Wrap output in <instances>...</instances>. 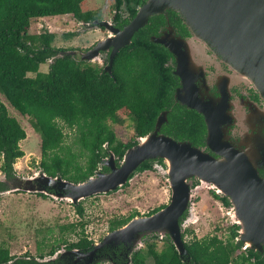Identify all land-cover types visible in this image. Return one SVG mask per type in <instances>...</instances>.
<instances>
[{
	"label": "trees",
	"instance_id": "obj_1",
	"mask_svg": "<svg viewBox=\"0 0 264 264\" xmlns=\"http://www.w3.org/2000/svg\"><path fill=\"white\" fill-rule=\"evenodd\" d=\"M114 1L116 13L125 10L131 16L135 14L130 7L131 0ZM82 6L83 0H0V94L20 115L28 117L31 127L39 134L40 170L49 177L72 183L94 176L99 164L110 154L120 161L137 144L138 138L153 132L162 112L167 113V121L160 129L163 135L193 144L204 132L199 115L173 102L177 79L168 65L170 55L151 42L147 33L152 25H157L159 17L150 18L151 25L136 32L131 43L120 49L113 60L111 75L102 67L64 54L73 50L53 47L51 33L29 34L31 22L36 19L70 15L77 22L96 20ZM119 19L116 14L114 20ZM74 36L69 33L65 38ZM59 53L63 56L55 58ZM44 64H48V69L41 72L39 68ZM120 115L128 119L133 130L126 144L117 140L112 128L124 123ZM64 130L71 133L69 144ZM25 139V130L0 102V172L8 181L16 178L14 165L24 156L19 143ZM160 160L157 159L159 166ZM152 169V162L145 161L130 178ZM107 171L103 168V172ZM7 189V184L0 180V193ZM38 196L47 198L43 194ZM73 207L83 218L82 202ZM137 216L134 213L109 221V231L121 228ZM84 227V222L61 226V232L68 231L79 237L77 243L63 239L62 245L67 248L90 245L91 241L84 236ZM218 242L215 240L212 248L186 246L188 264H264L253 253L246 258L232 244L224 246ZM59 247L52 246L46 255L53 256ZM46 255L37 257L43 259ZM147 258H151L152 264H184L170 243L160 250L155 245H146L132 256V261L146 264ZM0 264L44 263L37 262L28 253L12 256L8 248L0 247Z\"/></svg>",
	"mask_w": 264,
	"mask_h": 264
},
{
	"label": "flooded vegetation",
	"instance_id": "obj_2",
	"mask_svg": "<svg viewBox=\"0 0 264 264\" xmlns=\"http://www.w3.org/2000/svg\"><path fill=\"white\" fill-rule=\"evenodd\" d=\"M146 1L131 0L130 7L135 10L133 16L125 12V10H120L117 13L113 10L109 20L106 21H110L113 28L122 30L133 20L137 10ZM116 14L120 16L118 21L114 20ZM154 17H159L157 25H152L151 30L147 33L149 40L154 44H156L154 42L155 39H161L162 43L157 45L167 50L170 55L168 65L177 79V86L173 91V102L183 109L193 111L199 115L204 125L203 134L193 144L188 141L181 142L190 143L193 147L215 160L224 158L231 160L230 166L236 169L233 174L238 176L235 184H228L227 188L224 189V191H229V193L217 192L216 189L210 186L202 187L199 180H192L189 187L197 194L193 199L194 204L199 205L205 199V202L201 203L199 210L201 215H204L206 210L207 218L210 219H207L208 227L206 233H202V230L199 232L200 229L197 227L205 223L202 218L200 219L199 216L197 217L196 214L192 213L190 208L193 200L187 204L178 218L179 232L184 247L206 245L212 248L215 240H217L224 246H231L232 244V246L237 247L239 249L238 253L246 258L249 257L250 253H253L264 260V242H258L262 235L256 231L257 228H264V98L247 77L234 71L233 67L228 64L224 56L214 46L206 41L197 39L193 34L194 29L189 28L185 24V20L176 11L166 10L162 14L149 17V19ZM149 19L142 28L151 25ZM91 23L78 22L81 30L86 31L91 29ZM93 29H99L104 33L102 40L114 37L113 34L103 28L96 27ZM102 40L95 41L84 51L73 50L72 52H74L75 57L79 55L80 58L82 52L89 51ZM170 48L175 50V54L170 51ZM110 53L111 48L99 52V56L103 59L101 66L103 69L108 64ZM179 60H181V63H186V90L181 84L180 78L174 74ZM84 62L88 63L87 61ZM181 89H184V91H181ZM179 90L180 93L178 95L184 102L208 111L212 131L210 134L204 116L197 110L180 104L175 98V94ZM117 140L120 141L119 139ZM122 143L126 144L127 142ZM105 160L106 158L102 160L94 174L98 170L101 173L109 172V169L104 165ZM121 161L122 159L117 161V157H115L116 166H119ZM160 161L161 167L166 169L165 162L163 160ZM150 162H152V168L156 165L159 166L157 159L150 160ZM103 168H107L108 171L103 172ZM40 183L37 180L32 182L36 187ZM46 189L49 192H53L49 188ZM199 189H204L202 190L204 197L200 192L197 193ZM166 205L158 208L162 209ZM239 208L247 217L240 218V215L237 214ZM156 209L143 216L154 214L157 212L155 211ZM216 213L219 217L221 216V220L218 222L220 224L215 228L213 227V233H210L209 222L214 223ZM251 221L256 226V232L248 234L246 230L244 232V225L246 226V223ZM214 230L216 232L225 231V239L214 233ZM108 232H112L109 231V225ZM84 236L86 235L84 234ZM76 237L75 243L79 242V237ZM87 240L91 241V244L86 247L67 248L63 245L66 251L59 253L53 261L39 262L37 261L39 259L37 256H34V258L37 262L44 264H133L132 256L144 250L146 245H155L157 248L158 243H161V248H163L170 243L173 246L168 234L160 235L157 233L144 236L142 238L144 249L139 250L137 248L131 249L123 244L97 246L102 239L98 240L97 243H94L88 237ZM59 250L60 248L56 249V252ZM71 250H78L80 254L69 253ZM45 257L51 256L46 255ZM181 261L184 264H188V255H184ZM147 262L153 263L151 258H147L146 264Z\"/></svg>",
	"mask_w": 264,
	"mask_h": 264
},
{
	"label": "water",
	"instance_id": "obj_3",
	"mask_svg": "<svg viewBox=\"0 0 264 264\" xmlns=\"http://www.w3.org/2000/svg\"><path fill=\"white\" fill-rule=\"evenodd\" d=\"M166 10L176 11L185 20V24L194 29L193 34L197 39L214 46L234 71L247 77L264 98V0H147L122 30L113 28L110 21L94 20L91 28H103L114 37L99 41L94 48L83 53L80 60L98 61L99 52L111 48L108 64L104 69L111 75L113 60L120 49L131 43L134 34L147 24L149 17L162 14ZM154 42L161 44L162 40L158 38ZM170 51L175 54V50L170 48ZM64 54L74 56L72 51ZM62 56L63 53H59L55 58ZM185 70L187 71L186 63L179 60L174 74L180 78L186 90ZM179 93L180 90L175 94V98L180 104L195 109L204 116L210 134L212 131L208 111L184 102ZM166 121L167 113L162 112L157 118L153 132L138 138L137 144L125 152L119 166L115 164L114 154H110L104 162L109 169L108 173L97 172L83 182L72 183L60 177H49L39 170L33 177L25 180L17 177L11 181L0 179L8 186V189L0 194L21 190L77 205L87 198L121 189L131 180L130 177L143 162L161 159L167 167L165 173L171 190L169 204L150 216L134 217L126 225L108 233L97 246L123 244L131 249H138L144 236L151 233L168 234L182 259L187 255V251L180 236L178 218L192 201L193 193L189 187L192 180L197 179L201 185L210 186L217 192L229 193L224 189L228 184H235L238 176L233 174L236 169L230 166L231 160H215L188 142L176 141L160 134V128ZM36 180L41 182L37 187L32 184ZM236 202L238 203L237 198ZM190 209L192 211V208ZM237 214L240 218L247 217L240 208ZM245 230L248 234L260 232L262 236L258 242H264V228L256 230L251 221L244 225V232ZM59 253L56 252L49 259L44 257L37 261H53ZM69 253L80 254V251L71 250Z\"/></svg>",
	"mask_w": 264,
	"mask_h": 264
},
{
	"label": "rangeland",
	"instance_id": "obj_4",
	"mask_svg": "<svg viewBox=\"0 0 264 264\" xmlns=\"http://www.w3.org/2000/svg\"><path fill=\"white\" fill-rule=\"evenodd\" d=\"M113 4L114 0H83L82 9L92 12L97 21L109 20L114 10ZM44 32L54 35L53 47L79 51H84L95 41L102 40L104 37V33L99 29L81 30L78 22L70 15L36 19L31 22L29 34L39 35ZM69 33L76 36L65 38V35ZM76 58L80 60L79 55H76ZM102 61L100 57V60L88 63L101 67ZM47 69L48 64L41 65L39 68L41 72H46ZM0 102L6 106L9 116L15 118L26 133V139L19 143L24 156L14 165L16 177L20 180L31 178L40 170V136L31 127L28 117L20 115L1 94ZM120 117L124 119V123L113 125L112 128L117 139L125 143L132 138L133 130L128 119L122 115ZM64 133L68 135L66 144H69L71 133L68 130H64ZM165 171V168L156 165L151 171L135 173L125 188L122 187L116 192L93 196L81 201L84 208L83 218L76 214L69 201L54 199L50 196L44 199L38 194L21 190L0 194V247L8 248L12 256H22L25 253L35 257L42 253L46 255L52 246H60L58 253H64L66 250L61 241L64 239L72 242L77 237L68 231L61 232L60 227L79 222L85 223L86 237L97 243L109 233V221L127 218L134 213L143 216L169 202L171 190ZM0 179H3L1 172ZM201 186L205 187V185ZM202 190L204 189H199L197 193L200 192L204 197ZM192 193L193 200L197 194L194 191ZM203 200L201 203L205 202V199ZM201 203L195 205L193 200L191 208L192 213L202 218L205 223L197 227L200 229L199 232L202 230V233H206L207 219L210 218H207L206 210L204 215H201L199 210ZM220 220L221 216L219 217L216 213L214 223L209 222L210 233H213V227L220 224L218 223ZM214 233L223 239L226 237L225 231L216 232L214 230ZM143 247L142 243L137 250L144 249ZM161 247L162 244L158 243L157 249L160 250ZM45 258L49 259V257Z\"/></svg>",
	"mask_w": 264,
	"mask_h": 264
},
{
	"label": "crops",
	"instance_id": "obj_5",
	"mask_svg": "<svg viewBox=\"0 0 264 264\" xmlns=\"http://www.w3.org/2000/svg\"><path fill=\"white\" fill-rule=\"evenodd\" d=\"M63 17V16H62Z\"/></svg>",
	"mask_w": 264,
	"mask_h": 264
}]
</instances>
